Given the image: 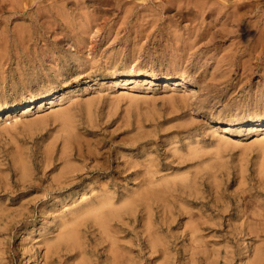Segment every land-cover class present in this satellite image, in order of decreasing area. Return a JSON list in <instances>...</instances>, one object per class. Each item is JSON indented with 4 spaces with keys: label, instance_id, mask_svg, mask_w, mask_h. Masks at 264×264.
Masks as SVG:
<instances>
[{
    "label": "rangeland",
    "instance_id": "rangeland-1",
    "mask_svg": "<svg viewBox=\"0 0 264 264\" xmlns=\"http://www.w3.org/2000/svg\"><path fill=\"white\" fill-rule=\"evenodd\" d=\"M2 1L0 264H43L44 240L56 238L61 225L73 215L69 208L84 195L92 197L93 188L97 193L102 182L109 184L113 203L121 206L120 213L110 221L109 233L117 239L127 257L135 259V264H264V175H261L264 173V129H261L264 124L255 126L258 129L253 131L249 129L254 121L264 122V0H202V3H217L221 12L216 5L205 7L207 4L203 3L204 8H201L200 0H188L190 4L183 0L176 2L178 5L167 3L168 0H126L130 6L124 5L125 0H84L87 5L84 11L76 4L77 0H65L67 12H72L68 13L69 17H74L70 19L66 15L67 21L61 17L65 12H55L58 8L52 10L60 13L58 21L56 15L49 19L57 0ZM72 1L75 4H71ZM161 1H165L164 4ZM239 1L243 2L239 5ZM116 3L118 8H114ZM223 3L225 5H220ZM38 4L43 8L38 6L37 9ZM144 5L155 11L159 9L149 11ZM235 6L236 9L232 8ZM124 7L130 11L125 12ZM89 8L94 21L78 16L86 9L90 13ZM231 9L236 10H233L235 17L243 14V18L225 17ZM146 13L151 17L147 18ZM200 14L205 19L200 18ZM216 14L221 16L218 18ZM142 16L149 21L142 22ZM215 19L221 20L216 23ZM87 20L90 24L83 22ZM48 23L51 26L48 27ZM85 23L88 26L83 28L88 31L82 28ZM78 24L84 31H80V27L77 30ZM253 25L257 28L255 32L249 31H254ZM173 29L174 33L169 32ZM191 29H199L196 35L201 37L197 36V41L190 36H196ZM186 31L192 33L186 35ZM248 33L249 36L253 33L251 38ZM187 36L197 43L192 38V41L185 39ZM83 37H88L86 43ZM182 38L194 47L184 45ZM131 69L144 75L126 76ZM180 71L190 74L189 81L181 80ZM151 72L155 77L145 75ZM46 97L58 99L55 103L46 99L41 106L40 101ZM29 102L34 103L27 112L17 109L10 112L14 115L5 113L9 108ZM67 131L68 135L71 132L70 140H74L72 145L75 146L63 151ZM95 148L98 150L93 151ZM107 153L109 155H104ZM65 156L69 158L66 160ZM68 159L75 165L78 161L76 166L84 168L81 172L87 170L88 165L104 163L110 173L93 172L83 184L56 191L53 186ZM137 160L143 165L137 166L142 170L140 178L133 173ZM60 164L63 165L59 167ZM142 186L150 187L152 196H139ZM130 197L134 198V203L126 205L124 201ZM68 212L62 218V214ZM84 218L80 217L78 226L82 246L74 252L79 251L80 259L86 257L89 264H105L106 255H112L105 246L112 238L105 240L106 235L100 234L99 227ZM26 243L33 246L34 255L24 253ZM153 244L154 250L150 248ZM68 260L65 255L54 263L71 264Z\"/></svg>",
    "mask_w": 264,
    "mask_h": 264
},
{
    "label": "bare ground",
    "instance_id": "bare-ground-1",
    "mask_svg": "<svg viewBox=\"0 0 264 264\" xmlns=\"http://www.w3.org/2000/svg\"><path fill=\"white\" fill-rule=\"evenodd\" d=\"M2 1V0H1ZM14 1V0H13ZM20 2H21V0H19ZM31 0H29V3H31L30 2ZM34 0H32V2H33ZM41 1V0H40ZM43 1V0H42ZM51 1V0H50ZM58 2H56L55 4H53L52 5V7L54 8V9H51L50 11H52V10H55L56 8H58V10H56L55 12H60V13H63L64 14V12H65V16H62V14H61V17H63V18H65L64 20H66L67 18H66V15H68V17H69V14H72V12L71 13H69V12H67V6L65 7V5H66V2H65V0H57ZM71 1V0H70ZM84 0H77V3L76 4H80V6L79 7H82V10L84 11V9L86 8V4H85V1L83 2ZM96 1V0H95ZM101 1V0H100ZM132 1V0H131ZM135 1V0H134ZM141 0H139V2H140ZM142 1H144V0H142ZM145 1H147V0H145ZM165 1H167V0H165ZM165 1H163V2H165ZM180 1H183V0H168V2L167 3H176V2H180ZM204 1V0H203ZM212 1V0H211ZM211 1H210V3H211ZM224 1H231V0H224ZM234 1V0H233ZM3 2V1H2ZM36 2H37V0H36ZM47 2H48V0H47ZM46 2V3H47ZM93 2V1H92ZM92 2L91 3H89V4H92ZM99 2V1H98ZM124 2V1H123ZM128 2V1H127ZM126 2V0H125V2H124V5H125V3H127ZM136 2V1H135ZM134 2V3H135ZM156 2V1H155ZM162 2V1H161ZM161 2H159L160 4H161ZM162 2V3H163ZM188 4H190L191 2L189 1L188 2V0L186 1ZM186 2H183V3H186ZM197 2H198V0H197ZM200 2H201V5L205 2H203L202 3V0H200ZM216 2V1H215ZM240 2H243V1H239L238 3H239V5L241 4ZM248 2V1H247ZM39 3V2H38ZM42 3V2H41ZM44 3V2H43ZM42 3V4H43ZM45 3V4H46ZM54 3V2H53ZM71 4H75L74 3V1H72V2H70ZM102 4L104 3V2H101ZM107 3H109V2H107ZM112 3H113V1H112ZM112 3L110 2V4L112 5ZM130 3V2H129ZM133 2H132V4H134ZM158 3V2H157ZM194 3L195 4H199V3H196V1H194ZM193 3V4H194ZM207 4V2L206 3H204L203 5H205V4H207V5H205V7H209L210 5L212 6L213 4L211 3V4ZM213 3H214V1H213ZM234 3V2H233ZM237 3V4H238ZM245 3V2H244ZM2 4V3H1ZM12 4V3H11ZM11 4H10V6H11ZM20 4V3H19ZM18 4V5H19ZM49 4V3H48ZM52 4V2L50 3V5ZM70 4V5H71ZM88 4V5H89ZM115 4V3H114ZM117 4V3H116ZM136 4V3H135ZM134 4V5H135ZM140 4V3H139ZM152 4V3H151ZM159 4V5H160ZM164 4V3H163ZM166 4V3H165ZM177 5H178V3H176ZM192 4V6H194ZM236 3H234V5H235ZM4 5V4H3ZM21 5V4H20ZM24 5H27V2L26 3H24ZM68 5V4H67ZM82 5V6H81ZM109 5V4H108ZM119 4H117L116 6H114V8L115 7H117ZM123 5V6H124ZM127 5H128V3H127ZM131 5V3L128 5V6H130ZM134 5H133V7L131 8L130 7V9H131V12H132V9L134 8ZM137 5V4H136ZM147 5L149 6L150 4H148L147 3ZM158 5V4H157ZM167 5V4H166ZM168 5H170V4H168ZM176 5V6H177ZM180 5V4H179ZM187 5V4H186ZM185 4H184V6H186ZM200 4L198 5V7H199V9H201V8H204V6L202 7ZM215 5L217 6V8L218 7H220L221 8V6H218L217 5V3H215ZM215 5H213V7H216ZM220 5H225L224 3L223 4H220ZM229 5V4H228ZM6 6V5H5ZM39 6V4L36 6V8ZM42 6V5H41ZM41 6H39V7H41ZM47 6V5H46ZM73 6V5H72ZM90 6V5H89ZM88 6V7H89ZM93 6V5H92ZM95 6V5H94ZM128 6H126V7H128ZM144 6H146V5H144ZM143 6V7H144ZM148 6H146L145 8L147 9L148 8ZM152 6V5H151ZM160 6H162V5H160ZM159 6V7H160ZM173 6V5H172ZM200 6H201V8H200ZM231 6H232V3H231ZM38 7V8H39ZM76 7V6H75ZM126 7H124V9L126 10L127 8ZM153 7H154V5H153ZM165 7H167V6H165ZM165 7H163L162 6V8H165ZM169 7V6H168ZM182 7H183V5H182ZM181 7V8H182ZM186 7H188V5L186 6ZM189 7H190V5H189ZM195 7V9H198V7L197 6H194ZM197 7V8H196ZM212 7V10L214 9ZM222 7H224V6H222ZM238 7V6H237ZM8 8H9V6H8ZM11 8V7H10ZM12 8H14V7H12ZM21 8V7H20ZM37 8V9H38ZM42 8H43V6H42ZM42 8H40V9H42ZM45 8H47V7H45ZM44 8V9H45ZM84 8V9H83ZM93 8H95L96 9V6L95 7H93ZM112 8V7H111ZM118 8V7H117ZM121 8L123 9V7L121 6ZM137 8V7H136ZM152 10H151V9ZM150 8H148V10L150 11H154V12H157L158 11V9H157V11H155V8H154V10H153V8L152 7H150ZM185 8V7H184ZM225 8H226V6H225ZM224 8V9H225ZM228 8V7H227ZM231 8V7H230ZM232 8H235L236 9V6L235 7H232ZM44 9H42V10H44ZM48 9V8H47ZM91 8H89V11H90V13L87 11L88 9H86V11L83 13V14H81L80 12H78V13H80V14H78V16H80V15H82V16H84L83 18H89L88 20H90L91 19V10H90ZM97 9H99V6H98V8ZM146 9H145V11H146ZM206 9V8H205ZM204 9V11H206ZM208 9V8H207ZM210 9V8H209ZM209 9H208V11H209ZM222 9V8H221ZM229 9V8H228ZM235 9H233V10H235ZM238 9H239V7H238ZM75 10H77V9H75ZM212 10H211V12H212ZM216 10V9H215ZM218 10L220 11V9L218 8ZM226 10V9H225ZM225 10H223V11H225ZM233 10L231 9V12H233ZM29 11V10H28ZM32 10H30L29 12H31ZM41 11V10H40ZM44 11H47V10H44ZM77 11H80V9L79 10H77ZM83 11H81V12H83ZM97 11V10H96ZM100 11V10H99ZM98 11V12H99ZM128 11H130V10H128L127 9V11H125V12H128ZM190 11H192V10H190ZM197 11V10H196ZM195 11V12H196ZM198 11H200V10H198ZM203 10H201L200 12H202ZM217 11V10H216ZM215 11V12H216ZM227 11V10H226ZM239 11V10H238ZM94 13H95V11H93ZM142 12H144L143 10H142ZM148 12V11H147ZM154 12H152V13H154ZM194 12V11H193ZM200 12H197L198 14L200 13ZM211 12H210V14H211ZM221 12V11H220ZM228 12V11H227ZM227 12H226V14H225V17H227V15H229V18H231V17H235L234 16V12L232 13L233 14V16H230L231 14V12L229 13V14H227ZM235 12H236V10H235ZM241 12V11H240ZM13 13H15V12H13ZM51 13V15H49V17H51V18H49V19H51L52 20V18H54L55 17V15H56V21H58L57 20V18H58V15L60 16V13L59 14H56V13H54L53 11L52 12H50ZM69 13V14H68ZM139 14H140V10H139V12H138ZM213 13V15L212 16H215V14H214V12H212ZM222 13H224V12H222ZM238 13V12H237ZM38 14H40V13H38ZM42 14V13H41ZM138 14V16H140ZM143 14V13H142ZM141 14V15H142ZM147 14V13H146ZM148 14L150 15L151 14V12L149 13L148 12ZM148 14H147V16H148ZM155 14V13H154ZM204 14V16H205V14H206V12L205 13H203ZM209 14V15H210ZM220 14V13H219ZM7 15V14H6ZM11 15V14H10ZM73 15H75L74 13H73ZM95 16H97L96 15V13L94 14ZM145 15V14H144ZM152 16H153V14H151ZM157 15V14H156ZM243 14H241V16H242ZM41 16V15H40ZM43 16V15H42ZM196 16V15H195ZM195 16H193V17H195ZM200 16H201V14H200ZM200 16H197V18H199ZM203 16V15H202ZM202 16L200 17V18H202ZM204 16H203V18H204ZM221 16V15H220ZM220 16H217V14H216V17H220ZM224 16V15H223ZM237 16H239L240 18H243V16L241 17L239 14L237 15ZM235 17V18H237V19H240V18H238V17ZM34 17V16H33ZM46 17V16H45ZM70 17H71V15H70ZM69 17V18H70ZM142 17H144V20L142 19V22H144L147 18H150L149 16L146 18L145 16H142ZM153 17H155V15L153 16ZM16 18V17H15ZM68 18V19H69ZM71 18H74V17H71ZM70 18V19H71ZM79 18V17H78ZM81 19H82V17H80ZM94 18V17H93ZM97 18L98 17H95V19L97 20ZM196 18V17H195ZM24 19V18H23ZM41 19V18H40ZM43 19V18H42ZM47 19V18H46ZM45 18L43 19V20H46ZM77 19V18H76ZM80 19V20H81ZM205 19V18H204ZM43 20H41V21H43ZM78 20V19H77ZM84 20V19H83ZM83 21V22H88V24H90V21L92 20H90V21ZM138 20H140V19H138ZM148 20V19H147ZM146 20V21H147ZM203 20V19H202ZM201 20V21H202ZM214 20V19H213ZM215 20H217V19H215ZM218 20H221V19H218ZM216 21V23L217 22H219V21ZM224 21H225V19H223ZM222 20V21H223ZM227 20V19H226ZM241 20V19H240ZM23 21V20H22ZM36 21V20H35ZM67 21V20H66ZM65 21V22H66ZM79 21V20H78ZM92 21H94V20H92ZM98 21V20H97ZM145 21V22H146ZM149 21V20H148ZM205 21V20H204ZM228 22H230L229 20H227ZM231 21H233V19H231ZM20 22V21H19ZM25 22V21H24ZM27 22H29V21H27ZM47 22H49L48 20H47ZM69 22H70V20H69ZM82 22V23H83ZM142 22H140L139 21V23H140V26L142 25L141 23ZM203 22V21H202ZM226 22V21H225ZM224 22V24H226ZM237 21H235V23H236ZM21 23V22H20ZM54 23V25H55V21L53 22ZM52 23V24H53ZM61 23H62V20H61ZM73 23H76V21L75 22H72V23H70V26H71V24H73ZM213 23V22H212ZM27 24V23H26ZM42 24V23H41ZM47 24V23H46ZM58 24V23H57ZM65 24V23H64ZM66 24H68V22L66 23ZM81 24V23H80ZM92 24V23H91ZM94 24V23H93ZM95 24H96V22H95ZM145 24V23H144ZM143 24V25H144ZM194 24H196V22L194 23ZM199 24V23H198ZM203 24V23H202ZM215 24V23H214ZM220 24H221V22H220ZM233 24V23H232ZM242 24V23H241ZM257 24V23H256ZM259 24V23H258ZM28 25V24H27ZM30 25V24H29ZM49 25H50V23H48V27H49ZM77 25V24H76ZM79 25V24H78ZM86 23L85 24H83V26H82V28L83 27H87L88 25H86ZM205 25V24H204ZM208 25V24H207ZM210 25V24H209ZM219 25V24H218ZM238 25V24H237ZM236 25V26H237ZM246 25V24H245ZM244 25V26H245ZM255 25V24H254ZM254 25H253V27H252V29L254 28V31L253 30H249V28H247V30H249V31H252V32H255V28L256 27H254ZM2 26V25H1ZM12 26H14V25H12ZM51 26V25H50ZM56 26V25H55ZM55 26H52L51 28H54ZM58 26H59V24H58ZM196 26H198L197 24H196ZM215 26H217V24L215 25ZM214 26V27H215ZM222 26H223V23H222ZM224 26H226V25H224ZM228 24H227V28H228ZM241 25H239V27H240ZM242 26H243V24H242ZM241 26V27H242ZM248 26H249V24H248ZM247 26V27H248ZM250 26H251V24H250ZM249 26V27H250ZM57 27V26H56ZM72 27H74V29H76L75 28V26H73L72 25ZM78 27V29L77 30H79V27H80V25L79 26H77ZM93 26H91L90 28H92ZM193 27H195L194 25L192 26V28ZM205 27V26H204ZM209 27V26H208ZM210 27H212V26H210ZM231 27V26H230ZM4 28V27H3ZM17 28H18V25H17ZM26 28V27H25ZM50 28V29H51ZM60 28L62 29V27L60 26ZM69 28V27H68ZM94 28V27H93ZM190 28V27H189ZM206 29H207V27H205ZM234 28V27H233ZM244 27H242V29H243ZM22 29H23V27H22ZM27 29V28H26ZM28 29H29V27H28ZM55 29V28H54ZM83 29H85V28H83ZM195 29V28H194ZM214 28H212V30H213ZM229 29H231V28H229ZM238 29V28H237ZM241 29V30H242ZM246 29V28H245ZM250 29H251V27H250ZM257 29V28H256ZM64 30V29H63ZM71 30H72V28H71ZM70 30V31H71ZM76 30V31H77ZM86 31H88L87 30V28L85 29ZM92 30V29H91ZM178 30V29H177ZM190 29H188V31H189ZM192 30V29H191ZM209 30H211V29H209ZM208 30V31H209ZM211 30V31H212ZM233 30H235V29H233ZM233 30H232V32H233ZM239 30V29H238ZM237 30V31H238ZM241 30H239V31H241ZM261 30V29H260ZM263 30V29H262ZM59 31H60V29H59ZM69 31V32H70ZM80 31H84V30H82L81 29V27H80ZM85 31V35H87L86 33H88V32H86ZM176 31V30H175ZM174 31V29H173V31H169V32H175ZM179 31V30H178ZM192 31H195V30H192ZM198 31H199V29L197 30V31H195V33H192V34H197L198 33ZM223 31V30H222ZM221 31V32H222ZM229 31H231V30H229ZM65 32V31H64ZM73 32H75V31H73ZM78 32V31H77ZM143 32V31H142ZM185 32V31H184ZM210 32V31H209ZM209 32H207L208 34H209ZM224 32H226V31H224ZM257 32V31H256ZM262 32V31H261ZM22 33V32H21ZM58 33V32H57ZM60 33V32H59ZM58 33V34H59ZM61 33H63V31H61ZM67 33V32H66ZM65 33V34H66ZM71 33V32H70ZM145 33V32H144ZM178 33V32H177ZM177 33H175L174 34V36H176L177 35ZM180 33H182V32H180ZM190 32L188 33L187 31H186V35L187 34H191ZM201 33V32H200ZM203 33V32H202ZM206 33V34H207ZM217 33V32H216ZM223 33V32H222ZM222 33H220V34H222ZM250 33V32H249ZM249 33H248V37H250L251 38V36H252V34H251V36H249ZM263 33V32H262ZM2 34V33H1ZM0 34V35H1ZM4 34V33H3ZM77 34H79V33H77ZM80 34H82V32L80 33ZM83 34V35H84ZM199 34V33H198ZM224 34V33H223ZM230 34V33H229ZM5 35V34H4ZM69 35V34H68ZM83 35H81V37L83 36ZM180 35V34H179ZM178 35V36H179ZM182 35V34H181ZM181 35H180V37H181ZM205 37H207L205 34H203ZM210 35V34H209ZM226 35H227V32H226ZM226 35H224V36H226ZM232 35V34H231ZM235 35V34H234ZM7 36V35H6ZM73 36V35H72ZM76 36V35H75ZM79 36V38H78V40L80 39V35H78ZM77 36V37H78ZM173 36V37H174ZM183 36V35H182ZM185 36V35H184ZM183 36V37H184ZM190 36H192V37H195V39H196V41H197V38L199 37L198 35H196V36H193V35H190ZM190 36H187L188 38H185V39H190L191 41H192V39L194 40V38H189ZM198 36V37H197ZM211 36H213L212 35V32H211ZM257 36V35H256ZM0 37H3V38H1V39H4V36H0ZM84 37H86V36H84ZM83 37V39L85 40V43L87 42V39H88V37H87V39L86 38H84ZM172 37V38H173ZM200 37H201V35H200ZM199 37V38H200ZM208 37H210V36H208ZM222 38H223V36H221ZM258 38H259V36H257ZM175 38V37H174ZM173 38V39H174ZM261 38V37H260ZM184 38H182V40H183ZM183 40L184 41V45H188V43H187V41L186 40ZM253 39V38H252ZM255 39V38H254ZM13 40V39H12ZM75 40V39H74ZM77 40V41H78ZM83 40V41H84ZM176 40H177V36H176ZM180 40V38L178 37V41ZM190 40H188V41H190ZM258 40V39H257ZM6 41V40H5ZM22 41H24V40H22ZM80 41H81V39H80ZM82 41V42H83ZM186 41V42H185ZM195 40H194V42H196ZM239 41V40H238ZM256 41V40H255ZM4 42V41H3ZM2 42V43H3ZM74 42H76V41H74ZM173 42V41H172ZM177 42V41H176ZM182 42V41H181ZM199 42V41H198ZM242 41H239L238 43L240 44ZM6 43H8V40H7V42H5V44ZM78 45H79V43L78 42H76ZM178 43V42H177ZM187 43V44H186ZM193 43V42H192ZM197 43V42H196ZM244 43H246V42H244ZM0 44H1V41H0ZM80 44H81V42H80ZM194 45H195V43H193ZM242 44V43H241ZM83 45H85V44H83ZM182 45H183V42H182ZM189 45H191V46H193L191 43L189 44ZM188 45V46H189ZM8 46H9V44H8ZM7 46V47H8ZM179 47H180V49H181V45H178ZM187 46V47H188ZM6 47V48H7ZM86 47V46H85ZM178 47V48H179ZM194 47V46H193ZM1 48V47H0ZM183 48V47H182ZM2 49V48H1ZM51 49V48H50ZM191 49H192V47H191ZM6 50V49H5ZM49 50V49H48ZM82 50V49H81ZM80 50V51H81ZM184 50H186L185 48H184ZM2 51H4L3 49H2ZM50 51V50H49ZM53 52V51H52ZM184 58V57H183ZM224 58V57H223ZM180 60H181V58H180ZM174 63H176L175 61H173V64ZM3 65V64H2ZM137 66H139V65H137ZM136 66V67H137ZM3 67H5V66H3ZM135 67V66H134ZM142 67V66H141ZM170 67V66H169ZM57 68V67H56ZM140 68V67H139ZM2 68H1V66H0V70H1ZM4 69V68H3ZM10 70V69H9ZM130 70V69H129ZM132 70V69H131ZM135 70V69H134ZM152 71V70H151ZM11 72V71H10ZM169 72V71H168ZM171 72V71H170ZM169 72V73H170ZM185 72V71H184ZM187 72V71H186ZM185 72V73H186ZM189 72V71H188ZM187 72V73H188ZM5 73V72H4ZM21 73V72H20ZM20 73H18V74H20ZM164 73V72H163ZM162 73V74H163ZM180 73L182 74V72L180 71ZM2 74V73H1ZM144 75V73H140L139 71H130V74L129 75H127L126 74V76H128V77H134V76H140V75ZM21 75V74H20ZM145 75H151L152 77H155V74L154 73H149V74H145ZM23 76V75H22ZM119 77H122V76H119ZM189 77H190V74H189V76L187 75V74H182L181 76H180V78H181V80H183V82L184 81H189ZM124 78V77H123ZM136 78V77H135ZM179 79V78H178ZM120 80V79H119ZM118 80V81H119ZM2 81H3V79H2ZM177 81V80H176ZM130 82V81H129ZM124 83V82H123ZM128 83V82H127ZM126 83V84H127ZM181 82H179V84H180ZM118 84V83H117ZM114 85V84H113ZM122 85V84H121ZM168 85V84H167ZM62 97V96H61ZM46 99H49V101H50V103H55V101L58 99V97H46V98H44V99H42L41 101H40V103H41V106L42 105H44V100H46ZM27 102V101H26ZM34 102H29V103H25L24 105H21V106H18V107H16V106H14V107H12V108H9V109H7L6 111H5V113L7 112L8 113V115L10 116V115H14L13 113H10V112H13V111H16L17 109H23V113L24 112H27V111H29L31 108H32V104H33ZM86 104V103H85ZM89 106H90V104H89ZM62 109V108H61ZM87 109H89V108H87ZM61 111V110H60ZM56 112V111H55ZM2 113V112H1ZM60 113H62V112H60ZM64 115H65V113H64ZM63 115V116H64ZM66 115H68V114H66ZM93 115H94V113H93ZM56 116V115H55ZM90 116H92V115H90ZM39 118V117H38ZM38 118H36V119H38ZM57 118V117H56ZM62 118V117H61ZM61 118H60V120H61ZM67 119H68V117H67ZM64 120H65V118H64ZM75 120V119H74ZM66 121V120H65ZM68 121V120H67ZM43 122V121H42ZM257 122V123H256ZM254 121V123L253 124H251L250 126H252L251 128H249V129H252V131L254 130V129H258V128H256L255 126H258V125H261V127H262V124H264V122L262 123H258V122H260V121ZM65 122H63L62 123V125L64 124ZM68 123V122H67ZM58 124V123H57ZM59 124H61L60 122H59ZM74 125V124H73ZM74 127V126H73ZM72 127V129H75V128H73ZM217 127V126H216ZM58 128V127H57ZM60 128H61V126H60ZM62 129V128H61ZM65 129V128H64ZM261 129H264V128H261ZM63 130V129H62ZM61 130V131H62ZM76 130V129H75ZM75 130L73 131V132H75ZM78 130V129H77ZM76 130V131H77ZM56 131H57V129H56ZM69 131V130H68ZM68 131H67V135H68ZM79 131V130H78ZM77 131V132H78ZM58 132H60V131H58ZM57 132V133H58ZM72 132V133H73ZM76 132V133H77ZM56 133V134H57ZM64 133V132H63ZM66 133V132H65ZM64 133V134H65ZM83 133V132H82ZM70 134H71V132H69V135L67 136V137H65V138H63L64 139V141L62 142V149H63V151L65 150V149H69L70 148V146H73L72 145V142L74 141H71L70 140ZM77 135H80V134H76V136ZM84 135V134H83ZM85 135H86V133H85ZM88 135V134H87ZM57 136V135H56ZM63 136H65V135H63ZM62 136V137H63ZM91 137V136H90ZM89 137V138H90ZM57 138V137H56ZM60 138V137H59ZM59 138H58V140H59ZM74 138V137H73ZM86 138V137H85ZM88 138V139H89ZM98 138V137H97ZM51 139V138H50ZM78 139V138H77ZM84 139V138H83ZM87 139V138H86ZM85 139V140H86ZM58 140H56V141H58ZM82 140V139H81ZM99 140H101V139H99ZM53 141H55V140H53ZM53 141H52V143H53ZM87 141V140H86ZM260 141V140H259ZM79 142H81L80 140H79ZM97 142V141H96ZM50 143V142H49ZM261 143H263V142H261ZM74 144V143H73ZM79 144V143H78ZM81 144H82V142H81ZM94 144V143H93ZM47 145V144H46ZM48 145H50V144H48ZM53 146H54V144H52ZM51 145V146H52ZM86 145V144H85ZM89 145H91V143L89 144ZM104 145H106V144H104ZM109 145V144H108ZM107 145V146H108ZM216 145V144H215ZM50 146V147H51ZM52 146V147H53ZM75 146V145H74ZM73 146V147H74ZM77 146V145H76ZM88 146V145H87ZM96 146V145H95ZM102 146V145H101ZM224 146V145H223ZM262 146H264V145H262ZM16 147H17V145H16ZM25 147V146H24ZM48 147V146H47ZM79 148H80V150H82V146L81 145H79L78 146ZM89 147H91V146H89ZM92 147H94L93 145H92ZM97 147V146H96ZM105 148V147H104ZM198 148V147H197ZM217 148V147H216ZM220 147H218V149H219ZM49 149V148H48ZM54 149V148H53ZM76 149V148H75ZM92 149V148H91ZM96 149L97 148H95V150H93V151H96ZM103 149V148H102ZM106 149V148H105ZM70 150H72V149H70ZM85 150V149H84ZM88 150V149H87ZM98 150V149H97ZM17 151H19L18 149H17ZM46 151H47V148H46ZM52 151V150H51ZM83 151V150H82ZM91 151V150H90ZM100 151V150H99ZM107 151V150H106ZM43 152V151H42ZM49 152V151H48ZM70 152V151H69ZM87 152V151H86ZM102 152V151H101ZM110 152V151H109ZM207 152V151H206ZM56 153H58L59 154V152H57L56 151ZM61 153V152H60ZM88 153V152H87ZM92 153H94V152H92ZM91 153V154H92ZM98 153V152H97ZM203 153V152H202ZM213 153V152H212ZM49 154V153H48ZM68 154V153H67ZM69 154H71V153H69ZM90 154V155H91ZM100 154V153H99ZM102 154V153H101ZM209 154V153H208ZM207 154V155H208ZM18 155V154H17ZM63 155V154H62ZM64 155H66L65 153H64ZM75 155V154H74ZM89 155V154H88ZM104 155H109L108 153L107 154H104ZM184 155V154H183ZM188 155V154H187ZM203 155V154H202ZM211 155V154H210ZM213 155V154H212ZM16 156V155H15ZM71 156V155H70ZM79 156H81V157H83L84 155H82V154H79ZM92 156V155H91ZM90 156V157H91ZM220 156V155H219ZM57 157V156H56ZM64 157V156H63ZM66 157V160H67V158H69V157H67V156H65ZM74 157V156H73ZM76 157V156H75ZM85 157V156H84ZM100 157V156H99ZM136 157V156H135ZM218 157V156H217ZM216 157V158H217ZM19 158H20V155H19ZM52 157H50V159H51ZM86 158V157H85ZM124 158V157H123ZM185 158V157H184ZM264 158V157H263ZM71 159V158H70ZM70 159H68V161H66L65 163L67 164V166L65 167V170L62 172V174L57 178V180L56 181H58L57 183H56V185H54L53 187H54V190H56V191H63L64 189H68L71 185L73 186V185H81V184H83V181L84 180H86V178L87 179H90V177H91V174L93 173V172H97V171H99V172H105V173H110V170L107 168V167H105L104 166V163L101 165V166H99V165H91V166H89L88 165V168H87V170H85L84 172H81L84 168H78L76 165L78 164L77 162L78 161H76V159H75V161H76V165L75 164H72L73 163V161H72V163H71V160ZM96 159V158H95ZM115 159V158H114ZM135 159V158H134ZM187 159V158H186ZM219 159H221V158H219ZM261 159V158H260ZM70 160V161H69ZM74 160V159H73ZM80 160V159H79ZM109 160V159H108ZM126 160V159H125ZM125 160H124V162H125ZM129 160V159H128ZM128 160H127V162H128ZM211 160V159H210ZM215 160V159H214ZM218 160V159H217ZM132 161H134V160H132ZM138 161V160H137ZM23 162L24 163H26L24 160H23ZM81 162V161H80ZM87 162H91V161H88L87 160ZM96 162H99V161H95L94 160V163H96ZM222 162V161H221ZM263 162V161H262ZM20 163H22L21 162V160H20ZM31 163V162H30ZM75 163V162H74ZM100 163V162H99ZM131 163V162H130ZM155 163H156V161H155ZM210 163V162H209ZM220 163V162H219ZM261 163V162H260ZM111 164V163H110ZM114 164V163H113ZM124 164H126V163H124ZM145 164V163H144ZM150 164V163H149ZM205 164H207V162L205 163ZM212 164V163H211ZM21 165V164H20ZM61 165H63V164H60L59 165V167L61 166ZM80 165V164H79ZM83 165V164H82ZM86 165V164H85ZM122 165V164H121ZM128 165V164H127ZM127 165H125V166H127ZM129 165H131V164H129ZM129 165H128V167H129ZM134 167H137V166H140L139 165V161L138 162H135V164L133 165ZM143 166V165H142ZM142 166H140V167H142ZM216 166H217V164H216ZM223 166V165H222ZM262 166H264V163L262 164ZM24 167V166H23ZM127 167V168H128ZM140 167H137L136 168V170H134L135 172H133V173H135L136 174V177L137 178H140V175H142V170H141V168ZM154 167V166H153ZM212 167V166H211ZM213 167H215V166H213ZM261 167V166H260ZM155 168V167H154ZM153 168V169H154ZM218 168V167H217ZM245 168V167H244ZM25 168H23V170H24ZM125 169V168H124ZM149 169V168H148ZM152 169V168H151ZM260 169V168H259ZM56 170V169H55ZM147 170V169H146ZM145 170V171H146ZM155 170H157V169H155ZM208 170V169H207ZM241 170V169H240ZM263 170V169H262ZM21 171H22V169H21ZM57 171V170H56ZM117 171V170H116ZM124 170H120V172H123ZM151 171V170H150ZM212 171V170H211ZM214 171H215V169H214ZM146 172H149V171H146ZM153 172V171H152ZM157 172V171H156ZM208 172V171H207ZM213 172V171H212ZM24 173V172H23ZM26 174H28L27 173V171L25 172ZM24 173V174H25ZM56 173V172H55ZM150 173V172H149ZM155 173V172H154ZM215 173H216V171H215ZM214 173V174H215ZM261 173H262V171H261ZM260 173V174H261ZM23 174V175H24ZM57 174V173H56ZM117 174V173H116ZM152 174V177L154 176L153 175V173H150V175ZM262 176L264 175V173L263 174H261ZM54 176V175H53ZM133 176V175H132ZM145 177V176H144ZM148 177H150V176H148ZM242 177V176H241ZM136 178V179H137ZM260 178V177H259ZM34 179V178H33ZM150 179H153V178H150ZM216 179V178H215ZM6 180V179H5ZM147 180V179H146ZM196 180V179H195ZM148 181H150V180H148ZM159 181V180H158ZM216 181V180H215ZM150 182H152V180L150 181ZM216 182H218V181H216ZM155 183V182H154ZM154 183H152V184H154ZM147 184V183H146ZM90 185L92 186V181L90 182ZM140 185V184H139ZM143 185V184H142ZM149 186V185H148ZM7 187V186H6ZM53 187L52 188H50L49 190H52L53 189ZM141 188H143V189H141L142 190V192L140 193V195L139 196H141V197H145V198H148L149 196H152L151 194L153 193V192H149V190H150V187H148V188H145V187H141ZM93 192H95L94 193V195L92 196V197H85V195L82 197L83 199L81 200V201H79V202H77L74 206H71L70 208H69V212L71 213V214H73L67 221H65V223H63L61 226H62V228L57 232V235H56V238H54V236H52L51 238H46L45 240H44V248H45V253H44V260H45V264H55L54 262L56 261V260H61L65 255L66 256H68L69 257V259L70 260H68V261H71V264H89L88 263V260H86V257H82L81 259H80V256L82 255V254H80V252L79 251H77V252H74V250H75V248H77V247H80V246H82V241H81V237H80V234L78 233V226H79V219H80V217L82 218H89V219H91L92 220V226H96V227H99L98 229V231L100 232V234H105L106 235V238L107 239H105V240H109L108 238H112V240H110V243L107 245L106 244V249H109V251H111L112 252V255H106V263L105 264H135V259L133 260V258L131 259V257H127V253L125 252V250H123V248L118 244V242H117V239H113V237H112V235L109 233L110 232V230H111V225H110V221H112L111 219L113 218V216L114 215H117V214H119L120 213V209H121V206L119 207V206H117V204H114L113 203V201H112V197H111V195H110V192H111V188H110V186H109V184L108 183H105V182H102V184H100V186H99V189H98V192L96 193V188H93V190H92ZM244 191V190H243ZM129 193V192H128ZM131 193V192H130ZM138 197V196H137ZM81 199V198H80ZM77 200V199H76ZM138 201V200H137ZM61 202V201H60ZM125 203H126V205H130V204H133L134 203V198H132V197H130V198H128L127 200H125L124 201ZM124 202H123V204H124ZM64 204V203H63ZM69 204V203H68ZM164 204V203H163ZM120 205V204H119ZM66 207V206H65ZM5 210V209H4ZM28 210V209H27ZM49 210V209H48ZM259 211V210H258ZM69 212L68 213H65V214H62V218H65L66 217V215H68L69 214ZM76 213V214H75ZM258 214V213H257ZM256 214V215H257ZM260 214V213H259ZM123 215V214H122ZM251 216V215H250ZM259 216V215H258ZM76 218H78L77 220H76ZM84 218V219H85ZM145 218V217H144ZM250 218V217H249ZM252 218H254V217H252ZM257 218V217H256ZM255 218V219H256ZM259 218V217H258ZM122 219V218H121ZM193 219V218H192ZM9 220V219H8ZM83 220V219H82ZM190 220V219H189ZM22 221V220H21ZM200 221V220H199ZM48 223V222H47ZM189 223V222H188ZM193 223V222H192ZM94 226V227H95ZM96 229V228H95ZM94 231V230H93ZM249 232V231H248ZM256 233H258V232H256ZM104 237V236H103ZM122 238V237H121ZM195 238V237H194ZM100 239H101V237H100ZM105 240H102V241H105ZM123 241V240H122ZM65 244V245H62V244ZM128 243V242H127ZM155 244H153V245H150V248L152 249V250H154L155 248V246H154ZM157 245V244H156ZM94 248V247H93ZM32 250H33V246H29L27 243H26V246L24 247V253H30V254H32V255H34V253H32ZM64 250H68V252H71L72 254L70 255V254H68L67 255V253L64 251ZM195 251V250H194ZM84 253L85 251L84 250H81V253ZM256 252V251H255ZM30 254H28V255H30ZM261 255V254H260ZM258 260V259H257ZM43 263V264H44Z\"/></svg>",
    "mask_w": 264,
    "mask_h": 264
}]
</instances>
